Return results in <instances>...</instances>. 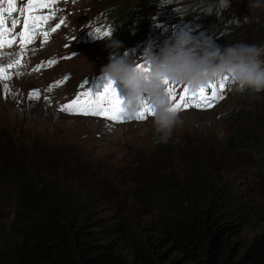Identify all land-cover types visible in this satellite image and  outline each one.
<instances>
[{"label": "trees", "instance_id": "obj_1", "mask_svg": "<svg viewBox=\"0 0 264 264\" xmlns=\"http://www.w3.org/2000/svg\"><path fill=\"white\" fill-rule=\"evenodd\" d=\"M134 1L133 9L105 11L121 33L140 24L134 12L159 3ZM214 3L197 2L206 21L202 33L211 36L212 23L223 34L244 25L229 17L230 7L219 16L207 14ZM241 137L236 134L227 147L170 139L154 143L147 157L134 155L111 169L62 144L14 145L5 139L0 264H264V194L235 190L228 175L252 161L258 139ZM229 146L243 155L230 156ZM258 163L251 167L262 177L264 162ZM255 227L260 231L250 235Z\"/></svg>", "mask_w": 264, "mask_h": 264}, {"label": "rangeland", "instance_id": "obj_2", "mask_svg": "<svg viewBox=\"0 0 264 264\" xmlns=\"http://www.w3.org/2000/svg\"><path fill=\"white\" fill-rule=\"evenodd\" d=\"M197 2L199 0H169L168 4H158L143 13L136 11L134 16L141 22L125 34L120 28L115 29L104 14L112 6H130L133 9L136 5L134 0H56L53 5L55 15L44 30L50 31L61 20L64 23L51 32L45 43L41 44L43 37L38 36L27 47L21 66L10 70L12 78L7 81L10 85L7 94L0 83V146L5 139L14 145H28L35 140L53 142L62 144L60 147L65 146L67 150L73 149L91 163L108 169L133 161L134 155L147 157L154 151L153 140L157 135L152 128V117L143 121L131 119L114 123L103 117L68 114L60 111V105L70 102L77 92L90 91L96 95L103 91L108 82L103 79L101 69L109 63L110 50L106 41L110 37L122 44L116 52L122 57L129 52L142 56L149 47L156 53L180 28L195 36L202 33L203 22L206 21L199 17ZM23 3L26 0H18L17 6ZM248 5L249 1L230 0L227 13L232 19L241 20L244 23L242 27L231 26V31L223 34L218 25H210L213 26L211 37L217 45L264 43V26L258 24L264 23V7L252 9ZM14 16L19 17V14ZM2 51L5 55L0 62L6 64L9 54L15 58L19 48L13 45L11 49ZM50 60L55 63L49 65L47 62ZM42 63L43 66L37 70ZM66 76L68 79L65 81ZM56 81L62 83L57 85ZM112 86L121 102H127L128 91L119 82H113ZM33 90H39V99L29 100L28 94ZM180 91L182 85L178 84L177 98ZM222 95L223 99L214 102L211 108L181 110L183 123L173 129L171 139L187 144L196 138L201 139L202 144L212 142L224 147L236 134L243 136L239 141L250 143V140L258 139L255 147L250 149L253 154L250 165L228 175L234 180L235 190L254 189L264 194V175L258 176L259 172L251 167L264 162V113L261 110L264 92L237 93L227 79ZM247 145H242V148ZM229 147L230 156L243 155ZM262 200L264 202V198ZM259 231L252 228L250 235Z\"/></svg>", "mask_w": 264, "mask_h": 264}, {"label": "clouds", "instance_id": "obj_3", "mask_svg": "<svg viewBox=\"0 0 264 264\" xmlns=\"http://www.w3.org/2000/svg\"><path fill=\"white\" fill-rule=\"evenodd\" d=\"M168 3L169 0H159L158 4ZM248 6L264 7V0H249ZM229 7L230 0H215L206 13L219 16L222 9ZM106 47L110 59L101 69L103 79L119 82L128 91L127 102L122 103L126 114L134 115L145 102L151 105L156 144L168 143L173 129L183 123L180 113L171 109L165 80L195 91L227 77L237 93L264 92V43L236 42L221 47L211 36L204 33L195 36L180 28L156 53L149 47L142 56L129 52L121 57L116 52L122 44L111 37ZM141 60L143 69L137 68Z\"/></svg>", "mask_w": 264, "mask_h": 264}, {"label": "snow or ice", "instance_id": "obj_4", "mask_svg": "<svg viewBox=\"0 0 264 264\" xmlns=\"http://www.w3.org/2000/svg\"><path fill=\"white\" fill-rule=\"evenodd\" d=\"M56 0H26L22 6H17V0H0V59L5 55L2 50L11 49L13 45H17L19 52L12 58L9 54L8 63L0 62V83L3 84L5 94L8 93L10 85L7 81L12 78L11 69L19 68L26 49L35 39L43 37L41 44L45 43L51 32H55L64 23L61 20L50 31H46L45 26L53 19L55 13L53 5ZM6 5V6H5ZM44 9L49 11L45 14ZM18 13L19 17L13 16ZM9 18H11L9 20ZM22 18V23H21ZM19 27V30L17 28ZM99 34V30H97ZM108 35V33H105ZM67 59L68 57H64ZM49 65L55 61H48ZM43 66H37V70ZM137 68L143 69V64H138ZM20 73H16L19 75ZM68 77H64L66 81ZM227 77L221 79L218 83L210 84L206 88H199L195 91L189 89L187 85H182V91L179 92L177 98L178 83L165 80L166 92L171 102V109L180 112L184 109L196 108L200 110L211 108L214 102L223 99V91L225 90V81ZM62 81H56L60 85ZM51 87V86H50ZM210 90V94H209ZM39 90L30 91L29 100L39 99ZM47 100V97H45ZM60 111L68 114H76L83 116L103 117L114 123H123L131 119L143 121L145 118L153 116L151 105L144 103L143 108L134 115H125L122 108V102L118 98L112 82H108L103 91L93 95L90 91L77 92L75 97L68 103L60 105Z\"/></svg>", "mask_w": 264, "mask_h": 264}, {"label": "bare ground", "instance_id": "obj_5", "mask_svg": "<svg viewBox=\"0 0 264 264\" xmlns=\"http://www.w3.org/2000/svg\"><path fill=\"white\" fill-rule=\"evenodd\" d=\"M46 10H47V9H44L43 11L45 12ZM125 115H128V114L125 113Z\"/></svg>", "mask_w": 264, "mask_h": 264}]
</instances>
